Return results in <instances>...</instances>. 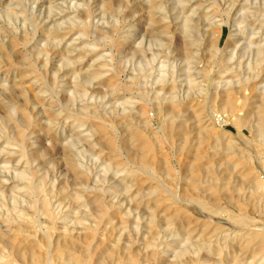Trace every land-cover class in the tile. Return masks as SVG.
Instances as JSON below:
<instances>
[{
  "label": "rangeland",
  "instance_id": "rangeland-1",
  "mask_svg": "<svg viewBox=\"0 0 264 264\" xmlns=\"http://www.w3.org/2000/svg\"><path fill=\"white\" fill-rule=\"evenodd\" d=\"M0 264H264V0H0Z\"/></svg>",
  "mask_w": 264,
  "mask_h": 264
},
{
  "label": "bare ground",
  "instance_id": "bare-ground-1",
  "mask_svg": "<svg viewBox=\"0 0 264 264\" xmlns=\"http://www.w3.org/2000/svg\"><path fill=\"white\" fill-rule=\"evenodd\" d=\"M226 49H227V45L224 47V48H220L219 50H217L216 52H219V54L221 55H223L224 54V52L226 51ZM260 49V48H259ZM262 51V50H261ZM262 55H263V51H262ZM261 54H260V56H262ZM239 55H238V51L237 50H234L233 52H232V54H230V57H228V59L227 60H222V61H220V57H218V59L216 60V62L218 63V61H219V63H220V65L219 66H221L222 68H227V69H230V68H232V69H234L233 67V65L236 63V59H237V57H238ZM226 59V58H225ZM262 59V58H261ZM216 63V64H217ZM161 79H163V76H161ZM222 81V80H221ZM249 81H250V79L249 78H246L245 80H244V83L245 84H249ZM256 89H257V87H256ZM183 94H185V93H183ZM193 96V95H192ZM179 97V96H178ZM182 99V98H181ZM232 109V108H231ZM234 109V108H233Z\"/></svg>",
  "mask_w": 264,
  "mask_h": 264
}]
</instances>
